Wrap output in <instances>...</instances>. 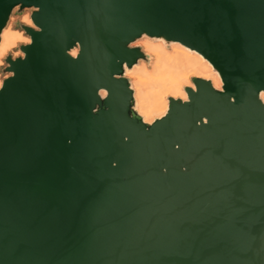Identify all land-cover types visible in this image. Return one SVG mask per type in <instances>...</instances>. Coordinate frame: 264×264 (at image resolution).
<instances>
[{
  "label": "water",
  "instance_id": "95a60500",
  "mask_svg": "<svg viewBox=\"0 0 264 264\" xmlns=\"http://www.w3.org/2000/svg\"><path fill=\"white\" fill-rule=\"evenodd\" d=\"M26 11L32 44L2 69L0 264H264V0H0V43ZM144 36L224 90L193 77L143 124L123 76Z\"/></svg>",
  "mask_w": 264,
  "mask_h": 264
},
{
  "label": "clouds",
  "instance_id": "9594fccd",
  "mask_svg": "<svg viewBox=\"0 0 264 264\" xmlns=\"http://www.w3.org/2000/svg\"><path fill=\"white\" fill-rule=\"evenodd\" d=\"M33 11H38V9ZM29 16L30 13L25 15L24 22L32 25ZM13 21L15 22V17H13ZM8 35L6 34L3 45L2 55L4 57L8 55L10 46L15 47L18 42L32 44L31 38H25L22 33H16L11 41ZM21 36H23L22 39ZM132 47H143L147 53L148 61L141 60L134 69L125 71L123 78L129 81L134 92L132 110L135 117L142 120L143 124L152 126L169 115V98H174L177 101H189V95L185 88L195 90L197 85L191 82L192 78L203 75L206 69L202 70L190 61L180 60L169 50L164 39L149 40L147 36H144L143 41L139 44H133ZM171 47L175 48L176 46L172 45ZM24 56V52L17 51L14 59ZM3 79L0 77V82ZM205 79L211 80L213 76H205ZM215 79L216 89L223 91L224 88L221 83L223 78L217 73ZM99 96L106 99L109 93L106 90H101ZM261 96L264 97V92L261 93Z\"/></svg>",
  "mask_w": 264,
  "mask_h": 264
},
{
  "label": "bare ground",
  "instance_id": "6f19581e",
  "mask_svg": "<svg viewBox=\"0 0 264 264\" xmlns=\"http://www.w3.org/2000/svg\"><path fill=\"white\" fill-rule=\"evenodd\" d=\"M29 19H31V17H29ZM26 25L30 26V27H33V28L35 27L33 22H32V25H28V24H26ZM12 32H14V33H22V32L15 31V30H12ZM25 38H29V37H25ZM149 40H151V39H149ZM141 41H143V39ZM140 42H138V44ZM1 43H3L2 36H1ZM19 43L20 42H18L15 47H17L19 45ZM172 45H175L176 47L172 48L171 47ZM168 46H169V50L172 51L180 60H182V61H190L193 64L198 65L202 70L206 69V71L203 72V75H198V76H195V77L205 79V76H213V79H211L210 81H212L213 86L215 87V83H216L215 74H217V72L214 70L213 66L207 60H205L197 52L191 51L190 49L182 46L179 43H173V44L168 45ZM15 47H13L12 49H14ZM72 54H73V56H76L77 50L73 51ZM209 65H211V67H209ZM136 66H134L132 69H134ZM127 71H129V70H127ZM205 80H209V79H205ZM191 82H192V80H191ZM221 83H222V81H221ZM0 89H1V87H0ZM262 99L264 100V97H262Z\"/></svg>",
  "mask_w": 264,
  "mask_h": 264
},
{
  "label": "snow or ice",
  "instance_id": "6c2138e0",
  "mask_svg": "<svg viewBox=\"0 0 264 264\" xmlns=\"http://www.w3.org/2000/svg\"><path fill=\"white\" fill-rule=\"evenodd\" d=\"M10 26H11V24H9L8 27L3 29V31H2L3 43H0V69H2L3 67L6 66L5 65V57L2 55L3 54V45H4V41H5V36H6V34H9L8 38L11 41L13 39V37L16 35V33L12 32V28ZM20 38L22 39L23 36H21ZM12 48L13 47L10 46L9 52L11 51ZM14 57H15V54L11 57V60H15ZM10 66L13 67V68L15 67V65H10ZM16 74L17 73L15 71H9L6 76H4L2 73H0V77L4 78L3 81L0 82V87H5L4 81L5 80H9V77H13ZM10 82L11 81L9 80V83Z\"/></svg>",
  "mask_w": 264,
  "mask_h": 264
},
{
  "label": "rangeland",
  "instance_id": "374dc122",
  "mask_svg": "<svg viewBox=\"0 0 264 264\" xmlns=\"http://www.w3.org/2000/svg\"><path fill=\"white\" fill-rule=\"evenodd\" d=\"M29 13H30L29 11H26V12H23L22 14H14L13 17H15V22L13 21V17H12L11 22H10L12 30L22 32L23 35H24L25 37H28V36L25 34L24 31H22L21 29H19V27H18L17 25H18L19 23H21V24H25V25H26V23L24 22V17H25V15H28ZM29 17H30V16H29ZM21 44H24V43L20 42L19 45H18L17 47H15L14 49H12V50L8 53V55H12V56H13L17 51H20V50H19V46H20ZM8 55H7V56H8ZM7 56H6V57H7ZM5 65H6V64H5ZM3 68H4V67H3ZM3 68H2V69H3ZM2 69H0V73L3 74ZM3 75H4V74H3ZM4 76H6V75H4Z\"/></svg>",
  "mask_w": 264,
  "mask_h": 264
}]
</instances>
